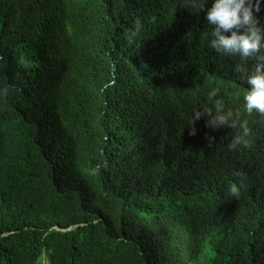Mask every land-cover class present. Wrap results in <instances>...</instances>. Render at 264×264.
<instances>
[{"label": "trees", "instance_id": "obj_1", "mask_svg": "<svg viewBox=\"0 0 264 264\" xmlns=\"http://www.w3.org/2000/svg\"><path fill=\"white\" fill-rule=\"evenodd\" d=\"M184 2L0 0V264H264V116Z\"/></svg>", "mask_w": 264, "mask_h": 264}, {"label": "clouds", "instance_id": "obj_2", "mask_svg": "<svg viewBox=\"0 0 264 264\" xmlns=\"http://www.w3.org/2000/svg\"><path fill=\"white\" fill-rule=\"evenodd\" d=\"M184 3L194 11H204L207 0H185ZM261 4L262 0H211L204 18L212 29L208 46L217 54L238 57L241 61L235 65L234 71L247 85L242 95L243 111L264 116V22L255 15L261 11ZM4 89H7L6 84ZM206 98L210 103L199 107L201 110L192 111L190 125L204 116L207 117L206 127H238L239 131L232 135L227 148L238 151L248 147L251 129L247 120H239V112L226 109L223 100L217 97L216 89L207 91ZM189 134L195 135V128ZM208 140L211 144L212 138L208 137ZM234 175L238 178L239 187H245L246 175L242 172ZM231 192L239 195L236 185L231 187Z\"/></svg>", "mask_w": 264, "mask_h": 264}, {"label": "rangeland", "instance_id": "obj_3", "mask_svg": "<svg viewBox=\"0 0 264 264\" xmlns=\"http://www.w3.org/2000/svg\"><path fill=\"white\" fill-rule=\"evenodd\" d=\"M44 264H47V263L44 262Z\"/></svg>", "mask_w": 264, "mask_h": 264}]
</instances>
